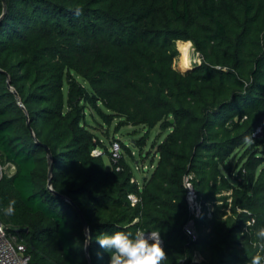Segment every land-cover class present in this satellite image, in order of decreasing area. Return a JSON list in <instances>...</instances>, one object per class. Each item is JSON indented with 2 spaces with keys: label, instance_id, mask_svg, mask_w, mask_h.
<instances>
[{
  "label": "trees",
  "instance_id": "16d2710c",
  "mask_svg": "<svg viewBox=\"0 0 264 264\" xmlns=\"http://www.w3.org/2000/svg\"><path fill=\"white\" fill-rule=\"evenodd\" d=\"M177 41L201 60L185 72L173 66ZM88 110L106 129H144L140 150L158 127L140 182L124 158L131 147L114 138V159ZM0 164L14 167L0 177V208L15 201L0 221L28 264H108L95 237L115 231L160 233L161 264L264 257V0H6ZM198 249L207 254L195 261Z\"/></svg>",
  "mask_w": 264,
  "mask_h": 264
},
{
  "label": "clouds",
  "instance_id": "9594fccd",
  "mask_svg": "<svg viewBox=\"0 0 264 264\" xmlns=\"http://www.w3.org/2000/svg\"><path fill=\"white\" fill-rule=\"evenodd\" d=\"M15 201L0 208V213L11 216ZM260 248L264 249V227L256 232ZM95 241L103 252L109 254L108 264H161L165 259L160 233L156 231L138 232L135 235L123 231L102 233ZM264 257L256 256L252 264H261Z\"/></svg>",
  "mask_w": 264,
  "mask_h": 264
},
{
  "label": "rangeland",
  "instance_id": "374dc122",
  "mask_svg": "<svg viewBox=\"0 0 264 264\" xmlns=\"http://www.w3.org/2000/svg\"><path fill=\"white\" fill-rule=\"evenodd\" d=\"M178 44L179 43L176 42V49L178 51V54L177 56H175L173 60V66L177 70L183 71L184 69H182L181 67L184 66L185 64H183V62L180 61V57L183 54ZM187 58L189 61L188 63H191V67L201 61L199 55L197 54V52H195L194 47L192 46V43H190L188 47ZM90 112L91 110H88L87 120L91 124L97 127L94 132L95 134H97L98 138L101 140V143L106 145L107 149H109L111 142L114 140V138H118L119 140H121V142H124L125 144L131 147V150H130L131 155L124 153L125 155L124 158L131 165L133 169L134 177L138 180V182H140L141 178L144 175H146V173L150 169V159L153 158L152 156L153 149L151 145L154 141H159L158 136H157L159 133L158 127H154L149 130L148 137L146 139V143L143 147V150H140L138 147L133 146V142L134 140H137L144 134L145 132L144 129H142L141 127L135 128L131 126H124L116 131L114 130L115 122H113L111 126H109L108 129H106V126L104 124H99L95 122V120H97V122H100V123L102 121L96 115L94 117H91ZM92 118H95V119H92ZM260 148L262 149V146H260ZM96 151H98L99 153L101 152L100 149H96ZM103 158L105 160L107 167H110V162L107 156L103 155ZM13 171L14 169L11 168L10 164H5V165L0 164V177L3 174H11L13 173ZM207 208L211 209V206L207 205ZM196 254L199 260H202L203 257L207 254V251L198 249Z\"/></svg>",
  "mask_w": 264,
  "mask_h": 264
},
{
  "label": "built area",
  "instance_id": "2783aa9c",
  "mask_svg": "<svg viewBox=\"0 0 264 264\" xmlns=\"http://www.w3.org/2000/svg\"><path fill=\"white\" fill-rule=\"evenodd\" d=\"M261 132V128L258 127L253 136H258ZM111 154L114 159L119 157V144L117 142H112L110 147ZM93 153L100 154L96 149ZM191 175H188L184 179V186L186 188V200L191 213L194 216H198L201 211V205L197 199V194L191 184ZM128 198L131 204L137 201V198L133 194H128ZM186 232L194 237L193 221L190 220L185 227ZM195 256V261L199 258L197 254ZM29 255L26 253V247L23 242L17 237V235L12 234L7 231L6 226L0 221V264H28Z\"/></svg>",
  "mask_w": 264,
  "mask_h": 264
},
{
  "label": "water",
  "instance_id": "95a60500",
  "mask_svg": "<svg viewBox=\"0 0 264 264\" xmlns=\"http://www.w3.org/2000/svg\"><path fill=\"white\" fill-rule=\"evenodd\" d=\"M2 1H3V5H4V11H3V14H2L1 17H0V20H1V18L3 17V15H4V13H5V10H6V0H2ZM185 71H186V70H183V71H181V72H185ZM7 84H8V86L10 87V89L13 90L12 87L10 86L9 81H7ZM13 92H14V94H15L17 100H18L19 105H20L21 107H23V104L21 103V101H20V99H19L17 93H16L15 91H13ZM28 124H29V122H28ZM45 148H46V150H47V152H48V154H49V149H48L47 147H45ZM50 173H51V167L49 168V174H50ZM48 186H49V188H51V181H50V180L48 181ZM78 213L80 214V217H81V220H82V223H83V226H84L85 232L87 233V232H88L87 223H86V221H85V219H84V217H83V215H82V213H81L80 210H78ZM24 230H26V229H24ZM85 252H86V254L88 255V253H89L88 245H86V247H85ZM89 264H91V263H90V260H89Z\"/></svg>",
  "mask_w": 264,
  "mask_h": 264
},
{
  "label": "bare ground",
  "instance_id": "6f19581e",
  "mask_svg": "<svg viewBox=\"0 0 264 264\" xmlns=\"http://www.w3.org/2000/svg\"><path fill=\"white\" fill-rule=\"evenodd\" d=\"M179 44V48L182 50V56L180 57V61L183 62V64H185L184 66H182L181 68L184 70H187L188 68L191 67V63H188V58H187V52H188V47L190 45V41H177ZM11 168L14 169V167L11 165Z\"/></svg>",
  "mask_w": 264,
  "mask_h": 264
},
{
  "label": "crops",
  "instance_id": "0c3cea01",
  "mask_svg": "<svg viewBox=\"0 0 264 264\" xmlns=\"http://www.w3.org/2000/svg\"><path fill=\"white\" fill-rule=\"evenodd\" d=\"M155 161H156V159H155ZM151 167H152V166L150 165V169H151ZM150 169H149V170H150ZM149 170H148V171H149ZM143 174H144V173H143ZM146 174H147V173H146Z\"/></svg>",
  "mask_w": 264,
  "mask_h": 264
}]
</instances>
